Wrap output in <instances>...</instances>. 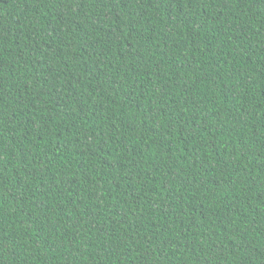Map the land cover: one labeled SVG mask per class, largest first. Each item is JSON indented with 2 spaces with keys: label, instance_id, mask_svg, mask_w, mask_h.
I'll return each mask as SVG.
<instances>
[{
  "label": "trees",
  "instance_id": "1",
  "mask_svg": "<svg viewBox=\"0 0 264 264\" xmlns=\"http://www.w3.org/2000/svg\"><path fill=\"white\" fill-rule=\"evenodd\" d=\"M0 264H264V0H0Z\"/></svg>",
  "mask_w": 264,
  "mask_h": 264
}]
</instances>
